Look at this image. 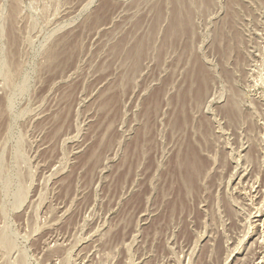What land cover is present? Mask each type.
<instances>
[{
	"label": "rangeland",
	"instance_id": "obj_1",
	"mask_svg": "<svg viewBox=\"0 0 264 264\" xmlns=\"http://www.w3.org/2000/svg\"><path fill=\"white\" fill-rule=\"evenodd\" d=\"M180 1L0 0V264H264V0Z\"/></svg>",
	"mask_w": 264,
	"mask_h": 264
},
{
	"label": "bare ground",
	"instance_id": "obj_2",
	"mask_svg": "<svg viewBox=\"0 0 264 264\" xmlns=\"http://www.w3.org/2000/svg\"><path fill=\"white\" fill-rule=\"evenodd\" d=\"M171 1H173L175 6L182 5V3H184L180 0H171ZM105 7L110 9L112 7V4L107 3ZM182 27H183V23L181 21L180 13L178 12V7H177V9L173 10L172 14H171L170 29L177 33V31L180 30ZM175 36L177 37V35H175ZM205 77H206L205 70L201 66H198L195 69V71L191 73V78H193V81L196 85L195 91H194V100L197 102H199L205 94V92H204ZM161 92H162V89L160 91H157L151 98V101L155 105H157L159 103V96H160ZM180 101L182 104H185V102H186V95L185 94L180 96ZM113 102H115V99L112 97L108 100L107 103L113 104ZM186 119H187L186 115L178 114L175 117L174 123H175V125L178 126L181 123H183ZM202 159L203 158H201V156H199L197 149L191 143H187L185 145L184 151H183L182 155L179 157V162H178L177 166H174V169L176 171V174L175 173L174 174L177 175L176 176L177 177V183L175 181V184H179V185H177L178 188L176 187L174 189L172 187V189L174 191H176L177 189L179 190V187L182 188L183 183H186L187 186H189V188L196 190V186H197L196 185V177L200 174V172L206 166V162L203 161ZM174 169L172 170V172H175ZM173 180H174V178H173ZM171 186H173V185H171ZM182 192H183V190H182ZM178 194H179V196L177 195V197L178 198L181 197V199H183V196L180 195V193H178ZM181 199H179V201H177V200H175V201L176 202H182L184 199L182 201H180ZM176 202H175V205H176ZM181 205H182V203H181ZM171 206H172V204H171ZM182 206H185L184 202H183ZM172 208H173V206H172ZM173 210H174V208H173Z\"/></svg>",
	"mask_w": 264,
	"mask_h": 264
}]
</instances>
